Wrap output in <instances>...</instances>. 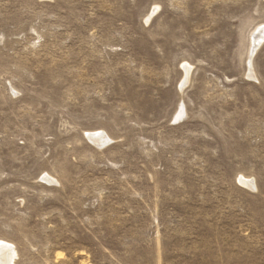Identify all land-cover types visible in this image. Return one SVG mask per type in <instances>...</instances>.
<instances>
[{
	"label": "rangeland",
	"instance_id": "obj_1",
	"mask_svg": "<svg viewBox=\"0 0 264 264\" xmlns=\"http://www.w3.org/2000/svg\"><path fill=\"white\" fill-rule=\"evenodd\" d=\"M0 240L264 264V0H0Z\"/></svg>",
	"mask_w": 264,
	"mask_h": 264
},
{
	"label": "bare ground",
	"instance_id": "obj_2",
	"mask_svg": "<svg viewBox=\"0 0 264 264\" xmlns=\"http://www.w3.org/2000/svg\"><path fill=\"white\" fill-rule=\"evenodd\" d=\"M89 138L95 142H101L104 138V136L100 133H90L89 134ZM243 183L245 184H249V182L247 180H242ZM13 246L3 240H0V264H11L13 259H14V250L12 248Z\"/></svg>",
	"mask_w": 264,
	"mask_h": 264
}]
</instances>
